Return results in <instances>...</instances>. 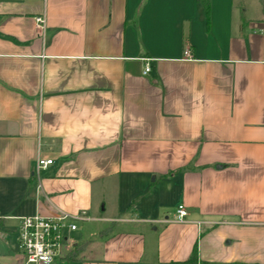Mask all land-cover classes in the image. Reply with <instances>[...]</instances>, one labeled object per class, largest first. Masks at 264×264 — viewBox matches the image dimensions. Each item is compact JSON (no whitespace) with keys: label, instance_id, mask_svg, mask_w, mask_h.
Returning a JSON list of instances; mask_svg holds the SVG:
<instances>
[{"label":"crops","instance_id":"1","mask_svg":"<svg viewBox=\"0 0 264 264\" xmlns=\"http://www.w3.org/2000/svg\"><path fill=\"white\" fill-rule=\"evenodd\" d=\"M62 213L53 264H264L259 0H0V264L20 218Z\"/></svg>","mask_w":264,"mask_h":264},{"label":"built area","instance_id":"2","mask_svg":"<svg viewBox=\"0 0 264 264\" xmlns=\"http://www.w3.org/2000/svg\"><path fill=\"white\" fill-rule=\"evenodd\" d=\"M37 29L45 28L43 17L35 18ZM188 56V51L184 52ZM149 71L145 63L144 74ZM52 164V160L36 158L35 173ZM187 215L186 209L178 205L175 209L174 221L183 222ZM76 217L60 214L55 217H42L40 215L20 218L17 240L18 247L23 255V264H53L61 255L65 243L64 230L74 231ZM72 221V222H71Z\"/></svg>","mask_w":264,"mask_h":264},{"label":"rangeland","instance_id":"3","mask_svg":"<svg viewBox=\"0 0 264 264\" xmlns=\"http://www.w3.org/2000/svg\"><path fill=\"white\" fill-rule=\"evenodd\" d=\"M257 1V0H256ZM252 5V4H251ZM161 184H156V188H155V194L152 197V201L150 202L151 205L157 206V207H164V210H168V208H170V206H174V204L176 203L177 200V194L174 191L168 192L161 189ZM126 196V194L124 195V197ZM133 196V195H132ZM115 199L113 197H107L105 200V206H106V212H105V216H116L115 214V209L113 208V205H115ZM133 212L132 209H127L125 210L123 213H120L119 216H131L130 214ZM163 215V213H162ZM160 215V216H162ZM123 227V226H122ZM121 228V226H120ZM71 238V237H70ZM96 253H94V251H89L87 253H83L82 256H87V257H94Z\"/></svg>","mask_w":264,"mask_h":264},{"label":"trees","instance_id":"4","mask_svg":"<svg viewBox=\"0 0 264 264\" xmlns=\"http://www.w3.org/2000/svg\"><path fill=\"white\" fill-rule=\"evenodd\" d=\"M197 1L201 5V7H202V9L204 11V15L207 18L208 17V13H209V9H210V0H197ZM259 3L261 4V7H262L263 12H264V0H259ZM79 250H80V246L78 245L77 248L72 249L65 256V260L67 262L75 260ZM196 260H197V246L195 245L193 247V250L191 252V256H190L187 264H194L196 262Z\"/></svg>","mask_w":264,"mask_h":264}]
</instances>
